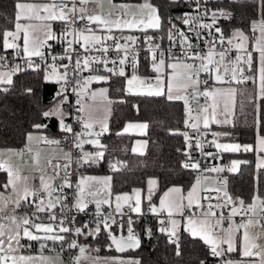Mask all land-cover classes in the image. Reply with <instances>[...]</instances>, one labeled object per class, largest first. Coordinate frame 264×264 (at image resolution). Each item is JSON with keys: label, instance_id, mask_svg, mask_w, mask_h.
Returning <instances> with one entry per match:
<instances>
[{"label": "snow or ice", "instance_id": "obj_1", "mask_svg": "<svg viewBox=\"0 0 264 264\" xmlns=\"http://www.w3.org/2000/svg\"><path fill=\"white\" fill-rule=\"evenodd\" d=\"M170 2L179 4L180 0H170ZM185 2L194 6L193 11L185 12L175 18L169 17V27L164 30L165 36L149 34V29L159 32L163 24L159 9L151 3V0H143L138 5H117L112 0H108L110 10L106 13L103 11L104 0H47L44 3H22L17 0L15 3V30L4 31L0 43L4 51L11 49L15 57L24 58L28 68L39 69L40 65L35 64L33 60L38 57L45 63V79L50 80L54 77L56 83L60 84V90L56 93L59 98L56 106L43 111L40 115L46 119L56 117L61 130L73 134L72 146L79 150L75 160L78 167L98 164L104 159L105 146L100 143V137L107 131L108 126L105 121L93 120L90 115L77 116L76 120L82 124V131L74 132L72 126L65 123L66 113L62 105L68 100L66 95L69 90L68 85L74 84L71 91L77 95V104L81 105L77 108V112H85L83 97L88 95L95 100L97 95L96 92H88L89 86L93 82L108 79L107 75L99 74L101 72L125 77L129 93L135 91L136 94L159 96L164 94V82L161 77L167 70L169 80L167 98L182 99L186 106L190 105L189 97L191 101H195V107H187L185 121L192 135L188 131L179 133L184 137L188 149L184 153L187 157L182 165L184 168L200 170V162L192 158L194 149L200 150L201 155L213 159L219 158L222 153L254 150L251 145L219 142L221 138L231 134L226 131H211V125H232L231 115L236 90L231 87H221L224 84L252 80L256 85V92L251 99L256 104L257 111L258 101L264 100V11L259 20L251 21V37L239 29L226 37L218 22L221 18L230 19L231 12L225 8H209V0H185ZM89 3H94L99 11H90L87 7ZM261 5L264 8V0H261ZM173 19L179 20L186 28L178 27ZM21 20L26 23H20ZM32 21L43 23L37 26L32 24ZM53 21H60L63 25L59 35L52 30ZM79 22L83 24L78 27ZM38 30L43 33L42 40L34 35ZM125 30H128L129 34L125 35ZM133 31L140 35L131 34ZM188 33H191V36ZM165 38L169 41L167 56L158 42ZM250 40L251 49L248 47ZM49 41L65 44L64 53L46 54L43 49L52 47ZM109 41L111 43H108ZM138 44H143L148 49L152 70L158 74L154 84L148 77L137 75ZM177 45L179 55L173 51V47ZM110 50L115 53L114 57H109ZM233 51L236 52L235 57L232 56ZM253 53L258 54V67L255 72L252 67ZM48 55L51 63L47 62ZM109 64L112 66L109 67ZM129 64L132 68L130 76L125 71ZM246 69L248 72H253V75L245 76ZM22 70L18 64L10 66L8 57L0 54V86H3L0 87V91L8 92L14 83L13 77ZM85 71L90 73L87 77L83 75ZM201 74H206V78L201 80ZM210 81L213 82L212 85ZM173 82L179 86L175 95H173ZM27 91L31 93L32 90L27 89ZM106 91V89L102 90V94ZM201 97L204 99L203 104L200 103ZM32 127L42 129L47 125L34 123ZM131 128L144 134L148 125L129 124L125 131ZM257 131H259V121H257ZM209 132L214 138L211 144L218 150L217 153L203 151L202 140ZM33 139V135L29 133L27 140L31 142ZM35 139L47 144L60 143L43 136ZM137 143L141 142L137 141ZM146 143L143 142L145 145ZM86 144L93 145L96 151H85ZM255 150L264 154V136L257 137ZM133 151L137 149L134 148ZM2 156L3 153H0V157ZM63 156L65 160L63 164H53L52 159L45 161L46 165L51 166L50 174L45 179L44 168L39 167L40 154H35L34 163L41 172L38 189H33L29 185V177H21L8 160L0 159V170L7 172L9 177L8 182L0 185V188L6 190L10 188L12 192L11 196L0 192V264H36L37 260L44 258L22 255L23 248L31 247V244L22 241L39 242L43 251L48 241L63 244L66 240L65 234L69 233H73L76 237H96L104 231L110 241L108 244L110 249L114 248L117 252L124 253L130 249L140 248L141 237L134 228L137 221L133 220L132 214H136L137 217L145 214L142 208L141 190L134 189L133 195H116L113 208L110 192L111 177L81 175L73 185L69 179V168L73 163L71 149ZM121 163L123 162L117 161L111 167L116 170V165ZM238 164V161H232L231 167H206L204 171L217 174L226 170L234 172ZM257 167H264V158L260 159ZM61 172L64 173L62 177ZM57 178L60 179L58 184L54 183ZM216 183L219 186L214 188L201 187V180L198 177L186 195L182 188L173 187L163 194L157 206L152 203V186L156 185L157 181L149 179L148 192L143 199L148 202L147 211L157 217V230L166 234L170 243L176 245V255H180L178 230L181 221H184L185 230L208 246L209 255L222 258L221 264H264V225H260L257 229L259 221L252 216L240 224H236L233 220V217L247 215L249 212L254 216L255 202L245 206L242 199L234 200L227 191L226 178ZM65 188H74L71 208L67 203L69 197L64 192ZM201 192H215L216 196L207 194L201 196L199 195ZM213 199L216 200L215 204L211 202ZM255 200H258L264 209V199L256 196ZM90 203L95 204L98 213L94 227H89L87 223L75 226V214L69 218L66 213L72 209L76 212H84ZM22 205L32 207L34 210L31 214L26 211L18 212ZM102 205H107L112 211L101 212ZM58 206L61 213L59 217L56 212ZM225 208L229 209L227 218L223 211ZM186 210L187 215H185ZM40 213H45V216L41 218ZM161 214H164L163 217ZM225 219L229 221L227 228L223 227ZM45 220L50 222L46 223ZM144 232L151 238L150 227L145 228ZM237 234H240L241 255L245 258L257 259L236 261L228 258V254L237 250ZM68 247L78 250V255L72 257L70 264H84V262L141 264L137 259L111 258L101 261L92 258L88 255V246L79 244L75 239L68 243ZM200 264H205V261H200Z\"/></svg>", "mask_w": 264, "mask_h": 264}, {"label": "trees", "instance_id": "obj_2", "mask_svg": "<svg viewBox=\"0 0 264 264\" xmlns=\"http://www.w3.org/2000/svg\"><path fill=\"white\" fill-rule=\"evenodd\" d=\"M139 1V0H121ZM16 0H0V40L4 31H11L15 26ZM151 3L159 9L162 18V29L159 32L153 30L149 33H159L165 36V29L169 27L168 18L178 17L189 10V4L180 0L179 4H173L170 0H151ZM214 8H225L231 12L230 19L221 18L218 26L225 36H230L239 29L252 36L251 21L261 18V0H212ZM173 22L181 28H186L179 20ZM62 23L55 24V32L59 35ZM58 41H50L57 44ZM4 51L0 43V54ZM253 72L257 69V54L253 53ZM126 73H132V68L126 66ZM253 72L245 70V76L253 75ZM45 70L38 72L20 71L13 77V85L8 92L0 91V146L21 148L25 144L27 133L34 130V123L46 124L41 130L51 138L64 136L56 117L46 119L40 115L47 111L55 102L57 83L45 79ZM137 73L151 75L153 70L149 63L138 66ZM108 76L104 82L108 89V96L112 99L111 113L108 119L107 131L101 136V144L105 146L104 159L98 164L84 165L81 172L109 174L111 176L112 193L128 192L135 188L143 190L144 195L149 177L155 178L152 195V203H156L161 193L170 185H180L184 190L188 189L195 179V170L186 169L183 160L187 150L184 137L176 130L181 125L185 114L186 105L182 99L169 100L163 95L132 94L126 90L125 77L101 72ZM3 87V86H0ZM237 92L236 121L233 127H214L211 131L219 130L229 132L231 135L221 140L232 141L241 145L254 147L257 134L264 136V100L256 104L251 97L255 95L256 85L252 80L235 82ZM27 89H31L28 93ZM65 108V107H64ZM128 121H143L148 125L144 138L147 146L143 153L132 151V143L135 136L121 132V128ZM259 121V131H257ZM211 135V132H209ZM212 136V135H211ZM212 148L216 150L215 147ZM84 149L94 150V147L85 146ZM254 149V148H253ZM218 152V151H217ZM254 150L245 152L222 153L220 161L233 158L240 159V165L235 172L226 174L227 191L234 200L242 199L244 203L250 202L255 195L264 198V168H257L254 162ZM117 161L123 163L116 165L114 170L111 165ZM5 182V172L0 171V185ZM143 216L133 215L136 232L140 234L141 246L137 251H129L139 259L141 264H216L218 258L209 255L208 246L199 238L192 237L185 229L178 234L179 252L176 255V245L170 243L166 234L160 233L158 220L154 214L147 211L148 202L142 200ZM152 229L151 238L145 235L144 229ZM91 250L95 254H115L113 250H106L108 239L104 231L96 237L88 238Z\"/></svg>", "mask_w": 264, "mask_h": 264}, {"label": "crops", "instance_id": "obj_3", "mask_svg": "<svg viewBox=\"0 0 264 264\" xmlns=\"http://www.w3.org/2000/svg\"><path fill=\"white\" fill-rule=\"evenodd\" d=\"M16 2H17V0H16ZM19 2H22V3H44V2H47V0H19ZM112 2L114 4H117V5H120V4L138 5V4L142 3L143 0H139V1H135V2L121 1V0H112ZM87 7L89 8L90 11H99V9H97V7H96V5L94 3H89L87 5ZM109 10H110V8H109L108 0H104V9H103V11L106 13ZM111 10L115 11V9H111ZM20 23L23 24V23H26V21L21 20ZM31 23L39 26L43 22L32 21ZM56 23H61V22L60 21L51 22L52 30L54 32H55V24ZM93 27H95V26H93ZM14 30H15V28H13L11 31H14ZM148 31L150 32L152 30L149 29ZM125 32H127L129 34L128 30H125ZM131 34L138 35L139 33L133 31V32H131ZM149 34H151V33H149ZM34 35H35L36 38H38L40 40L43 39V33L40 32L39 30ZM20 43L22 44V40L20 41ZM48 43H50V41ZM9 50H11V49H9ZM130 75L131 74H129L128 76H130ZM137 75H139L141 77H148L152 81V83L154 84L155 83V77L158 74L154 72L151 75H141L139 73H137ZM161 78H162V80L164 82L163 91L167 95V92H168L167 70L165 72V75L162 76ZM125 87L128 88L127 83H126V79H125ZM145 87H147V85ZM221 87H224V88L231 87V88H234L236 90L235 82H232L230 85L229 84H224ZM88 91L90 92V89H88ZM132 94H136L135 91ZM141 94H146V93H141ZM236 99H237V92H236V95H235V98H234V104H233V107H232V115H231L232 125H230V126H220V125L212 124L211 128H214V127L222 128V127H233L234 126L235 121H236ZM85 100H87V97H85ZM81 114L84 115L83 113H81ZM108 119H109V117H108ZM141 123H145V122H143V121H128V122H125L124 125L121 128V132L122 133L131 134V135L135 136V138L133 140V143H132V147H131L132 151H133L134 148L137 149V151H133L135 153H143L145 151L147 143L145 145V144H143V142L144 141L147 142V140L144 138V135H145L146 131H145L144 134H142L139 130H137L135 128L128 129V131H125V129L128 127L129 124L135 125V124H141ZM107 126H108V122H107ZM80 128H81V126H80ZM215 131H219V130H215ZM29 133H31L33 135L34 139L31 142H29L27 140V136H26L25 144L21 148H12V147H2V146H0V153H3V156L0 157V159L8 160L11 163V165L13 166V169L17 170L21 177H29V185L33 189H38L39 186H40L39 177L41 175L39 167H43L44 168L45 179H47L48 175L50 174L51 166L50 165H46L45 161L47 159H52L53 164H57V163L63 164V163H65L64 156H63L64 153H62L60 151V149L54 144H47V143H44L43 141L35 139L36 137L43 136V137H47L50 140H55V138H51V137L47 136L46 133L43 132L41 129L32 130V131L28 132L27 135ZM258 136H263V135L257 134L256 137H255V142H254V147L253 148H254V152H255L254 153V162H255V166L256 167H257L260 159L264 158V154L259 153L258 151L255 150L257 148V137ZM212 137L213 136H211V141H212ZM137 141H140L141 143H137ZM219 141H222V142H225V143H231L232 142V141H226V140H221V139ZM213 147H215V146L213 145ZM29 149H30V151H29ZM85 151L93 152V150H87V149H85ZM17 153H20V154L17 155ZM36 153L40 154V157H39L40 158V166L39 167L34 163V157H35ZM232 161H238L239 162V164L237 166V169H238V167L240 165V159H238V158H233L231 160H225V161H223V163L220 161V158H219L218 161L216 162L215 166L219 165V163H220V165H223L226 168L227 167H231ZM262 168H264V167H262ZM0 171H3V170H0ZM3 172H5V171H3ZM225 172L226 171L222 172L221 178L216 177V175H213V174L205 176V177H207V179H205V177H203L202 179H200L201 180V187L214 188V187L219 186L216 183V181H218L220 179H223L224 175L226 177ZM63 175H64V173L61 172L60 176L62 177ZM81 175L97 176V177L110 176L109 174H98V173L96 174V173H89V172H80L74 178V185H75V183L77 182V180L79 179V177ZM8 179H9L8 174H7V172H5V182H4V184H6L8 182ZM149 179H155V178L149 177L148 180ZM195 181H196V179H194V181L191 183L189 188L186 189V190H184L180 185H170L169 187H167L161 193V195L159 196L157 202L154 203V204H156L158 206L159 205V200L163 197V194L165 192H167L169 189L173 188V187L182 188L183 191H184V194L186 195L187 192L190 190L191 186L195 183ZM54 183H56V184L60 183V179L57 178L54 181ZM148 187L149 186L147 184L145 193L148 192ZM154 188H155V185L152 186V191L154 190ZM135 189H140V188H135ZM133 190L128 191V192L112 193L111 181H110V192H111L112 207L114 208V206H115V196L116 195H120V194L133 195L134 194ZM0 192L4 193V195H6V196H11L12 195V192H11L10 188L7 189V190L4 189V188H0ZM141 193H142V200H143V197H144L143 190H141ZM203 193L204 192H201V193H199V195L203 196ZM256 196H258V195H255L250 202L245 203V204L249 205V204H253L255 202V205H256L255 214L253 216V213H251V216L253 217V219L259 221V224L257 225V229H258L259 226L262 225L260 220H259V218H258V213H259V211L261 209V205H260V202L258 200L254 201V198ZM260 198L264 199L263 197H260ZM215 203L216 202H213V204H215ZM9 207H11V205H9ZM33 210H34V208H32V207H25V205H22L21 209H19L18 212H25L26 211L28 214H31V212ZM100 211H102L104 213H107V212L112 211V208H109L107 205H102ZM226 213H227V215H225V217L227 218V216L229 215V209L228 208L226 209ZM217 214L219 215V211L217 212ZM133 215H136V214H132V216ZM161 215L163 216L164 214H161ZM185 215H187V210L185 211ZM233 220H234V222L236 224H240L241 223V222H239L236 219V217H233ZM45 222L47 223L48 221L45 220ZM228 226H229V221L227 219H225L223 227L227 228ZM89 227H94V226H90L89 225ZM181 229H185L184 221H181V226H180V228L178 230V234L180 233ZM90 237H92V236H83V245L84 244L88 245V250H89L88 251V255H90L92 258H98L101 261H103L104 259H111V258L137 259V260H139L137 257H135L133 255H130V254H121V255L120 254H116V253L115 254H112V253H110V254H107V253L106 254H95L91 250V245H90L91 243L88 240V238H90ZM239 241H240V234H237V250H236V252L228 254V258H231V259L236 260V261H240V260H245L246 261V260H249V259H257V258H245V257H243L241 255V248H240ZM22 243L31 244V246L33 248L32 251L28 250L29 247L23 248L21 250V254L22 255H31V256L44 258V259L37 260L36 264H63L62 258L59 255L48 253V252L45 251V249H48V248H51L52 246H54L56 244V242L48 241L47 242V246L43 249V251H41V249H40V243L39 242H36V241H22ZM216 258H218V257H216ZM221 261H222V258H218L216 264H221ZM84 264H87V262H84Z\"/></svg>", "mask_w": 264, "mask_h": 264}, {"label": "built area", "instance_id": "obj_4", "mask_svg": "<svg viewBox=\"0 0 264 264\" xmlns=\"http://www.w3.org/2000/svg\"><path fill=\"white\" fill-rule=\"evenodd\" d=\"M208 7L214 9L212 0H209ZM193 8H194V6L189 5L188 12H192ZM82 24H83V22H79L77 26L78 27L82 26ZM127 34L128 33L125 32V35H127ZM188 34L191 36V33H188ZM138 35H140V34H138ZM152 35L162 36L159 33L152 34ZM158 42L161 44V48L165 50V54L167 56V49L169 47V41L165 38V39L160 40ZM108 43H111V41H109ZM121 43H123V41H121ZM49 44L52 45L51 49H48V48L43 49L46 52V54L50 53V55H62L64 53V49L66 47L65 44H63L59 41L57 42V44H54V43L53 44L49 43ZM137 47H138V53H139L138 57H137L138 66L143 64V63H149L151 65L150 54H149L146 46L143 44H138ZM201 48H203L202 44H201ZM173 51L176 52L177 55H179L180 54L179 46L177 45V46L173 47ZM2 54L6 55L8 57L10 66H14L15 64H18V65H20L21 69H23L22 71H33L36 73L40 70H45V63L43 61H41L38 57L33 58V60H34V63L39 64L40 67H39V69H34V68H28L27 67L26 60L24 58L15 57L13 50H11V52H9V53H2ZM93 54H95V53H93ZM50 55L46 56L48 63H51ZM108 55H109V57H114L115 53L110 50ZM235 55H236V52L233 51L232 56L235 57ZM64 62L67 63V61H64ZM57 64H59V61H57ZM109 65H111V64H109ZM128 67L131 68V65L129 64ZM88 73H89L88 71H85L83 73V75L85 77H87ZM205 78H206V74H201V80H203ZM70 79H71V77H70ZM212 83L213 82L210 81V85ZM72 87H74V84L68 85L69 90L66 93L68 100L66 103H64L62 105L63 107H65L68 110V116L65 118V123L70 124L72 126L74 132H80L81 123L77 122L76 117L77 116H84V115L77 112V107H78L77 95L71 91ZM59 90H60V84L57 83L56 92H58ZM189 99H190V105H188V106L195 107V101H191V97H189ZM199 99H200V103L203 104V102H204L203 97H201ZM188 106H186V113H187V107ZM186 119H187V115L185 114V117H184L183 121L181 122V125L177 128L176 132L179 134L181 132L188 131L189 134L192 135L191 130L186 127V124H185ZM55 140L60 142L56 146L60 149V151L62 153H66L70 149L72 151L73 163L70 165V168H69V172H70L69 179L74 185V178L77 174H79L81 172L80 171L81 167H78L77 164L75 163L76 157L79 154V150L75 149L72 146L73 145V134L72 133H66L64 136L56 137ZM202 143H203V151L205 153H207V152L217 153V151H215L212 148L211 135L210 134H208L205 138H203ZM187 151H188V149L186 150V152ZM192 158H193V160H198L200 162V170H195V172H196L195 179H197L198 177L200 179H202L203 177H205L207 175L213 174L212 172L204 171V169L206 167L210 168V167L215 166L216 162L218 161L220 156H219V158L213 159L212 157H207V156L201 155L200 150L194 149L192 151ZM186 160H187V157L184 158L183 162H185ZM221 176L222 175H220V174L218 175L219 178H221ZM64 192L69 197L67 203L69 205V208H71L72 203H73L72 197H73V193H74V188L73 189L65 188ZM205 194L211 195L213 197L216 196L215 192L203 193V195H205ZM211 202L212 203L216 202V200L213 199ZM245 206H247V205L245 204ZM226 209L227 208H225L223 210L224 215H227ZM56 212H57V215L59 217V215L61 214L59 211V206L57 207ZM66 214L69 218H71L73 216V214H75V226H82L83 224H86V223L90 226H94L95 221L98 219L97 209H96L95 204H93V203H90L88 205V208L84 212H76L75 209H72V211H68ZM39 215L41 216V218H43L45 216V213H40ZM249 216H251V212H249V213H247V215H243V216L237 215L236 219L239 222H243V221H246L249 218ZM161 217H163V216L161 215ZM258 218H259L261 224L264 225V209H262V207L258 213ZM48 222H50V221H48ZM65 235H66V240L63 242V244H61V242H56V244L54 246H52L51 248L45 249V251L48 253L59 255L62 258L63 264H70L72 257H74L75 255H78V250L77 249H70L68 247V243L72 239H75V240H77V242L79 244L83 245V236L76 237L73 233H69V234H65ZM28 250L32 251L33 250L32 246L29 247Z\"/></svg>", "mask_w": 264, "mask_h": 264}, {"label": "rangeland", "instance_id": "obj_5", "mask_svg": "<svg viewBox=\"0 0 264 264\" xmlns=\"http://www.w3.org/2000/svg\"><path fill=\"white\" fill-rule=\"evenodd\" d=\"M257 20H259V19H257ZM247 35V34H246ZM248 47H249V49H251V47H252V43H251V40L249 41V44H248ZM257 56H258V54H257ZM258 63V62H257ZM109 67H111V65H109ZM257 67H258V65H257ZM152 68V67H151ZM49 71V73H50V70H48ZM90 73H88V75H89ZM92 74H95V73H92ZM99 74H101V73H99ZM132 74V73H131ZM46 75V74H45ZM87 75V76H88ZM101 75H105V74H101ZM48 81H53V82H56L55 81V78L53 77L52 79H50V80H48ZM104 82L105 81H100V82H93L90 86H89V89H90V92L89 93H91V92H96L97 93V95H96V98H95V100H93V99H91L90 98V96H88V95H85L84 97H83V99H82V104H83V106L85 107V112H82L85 116H88V115H90L91 116V118L93 119V120H96V121H105L106 123L108 122V117H109V115H110V113H111V103H112V99L108 96V89H107V86L104 84ZM168 83H169V80H168ZM178 85L177 84H175V82H173V95H175L176 94V92H177V89H178ZM104 89H106L107 91H106V93H103L102 94V90H104ZM126 90H127V88H126ZM128 91V90H127ZM167 96H168V92H167ZM85 97H87V100H85ZM56 104H57V102H55L54 103V105L53 106H51V108H49V109H52V108H54L55 106H56ZM81 105H78V107H80ZM77 107V108H78ZM62 108H63V111H64V113H66V116H65V118L68 116V110L66 109V108H64L63 106H62ZM48 109V110H49ZM81 126V128H80V131H82V124L80 125ZM97 127H98V125H97ZM214 138L212 137V140H213ZM219 142H221V143H225V142H222V141H219ZM100 143H101V137H100ZM231 143H236V142H231ZM236 144H239V143H236ZM241 145V144H240ZM85 146H89V147H94L93 145H85ZM243 146V145H242ZM217 150V149H216ZM96 151V148L94 147V150H93V152H95ZM218 151V150H217ZM217 166H219V167H224L223 165H220V163H219V165H217ZM226 168V167H225ZM227 171V170H226ZM230 172H232V171H227V173H230ZM220 175H222V173H219ZM219 174H217V173H213V175H216V177H218V175ZM212 175V174H211ZM224 178H226L225 177V175H224ZM214 179V178H213ZM215 180V179H214ZM85 245V244H84ZM88 246V245H87Z\"/></svg>", "mask_w": 264, "mask_h": 264}, {"label": "water", "instance_id": "obj_6", "mask_svg": "<svg viewBox=\"0 0 264 264\" xmlns=\"http://www.w3.org/2000/svg\"><path fill=\"white\" fill-rule=\"evenodd\" d=\"M34 130H36L35 128H33ZM108 239V238H107ZM110 243V241L108 240V244ZM108 244L106 245V250H113L116 254H125V253H127V252H129V251H137L138 249H130V250H128V251H126V252H124V253H120V252H117L114 248H112V249H110L109 247H108Z\"/></svg>", "mask_w": 264, "mask_h": 264}]
</instances>
